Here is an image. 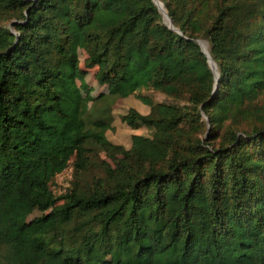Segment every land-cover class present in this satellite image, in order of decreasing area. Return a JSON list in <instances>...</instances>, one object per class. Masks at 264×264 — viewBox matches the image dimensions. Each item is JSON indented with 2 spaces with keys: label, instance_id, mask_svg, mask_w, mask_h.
<instances>
[{
  "label": "trees",
  "instance_id": "1",
  "mask_svg": "<svg viewBox=\"0 0 264 264\" xmlns=\"http://www.w3.org/2000/svg\"><path fill=\"white\" fill-rule=\"evenodd\" d=\"M160 1L180 33L153 0H0V264H264V0ZM94 68L187 104L136 94L121 120L152 134L113 144L82 111Z\"/></svg>",
  "mask_w": 264,
  "mask_h": 264
},
{
  "label": "rangeland",
  "instance_id": "2",
  "mask_svg": "<svg viewBox=\"0 0 264 264\" xmlns=\"http://www.w3.org/2000/svg\"><path fill=\"white\" fill-rule=\"evenodd\" d=\"M158 1L163 5L162 12L165 14V12L167 11L163 2H161L160 0ZM163 19L164 22L168 24L169 20L166 14L163 16ZM4 24L9 25V21H5ZM200 40H204L200 42L201 46L206 52H209L208 41L206 39H200ZM78 55L80 58V66L83 67V58L85 57V53L83 52V50L80 49L78 51ZM95 70H96L95 68L91 69L85 78L77 81L79 91L84 98L82 111L84 114L91 113V115L96 117L109 115L112 119V123H111V127L108 130H106L105 136L111 143L121 145L126 149L131 146L132 134H142L145 136H151L152 134V129L146 126H140L138 128L132 129L121 120L122 115L128 110V108H135L137 111H139L142 114H146L149 112V107L141 103L137 99L136 94L148 95L152 98L154 102H159V103L162 102L167 104H178V105L187 104L183 100L175 99L171 96H168L160 91L151 88H140L138 91L134 93H129L127 90H125L122 91L121 94H115L113 90H110V88L103 85H99L97 83L94 77ZM124 93L125 95L122 96V94ZM91 154L92 156L89 159L88 167L80 172L81 181L85 184L90 183L91 180L96 176L103 177L104 176L103 165H105L104 162L105 161L106 163L110 162L105 152L101 151L97 147H95L91 151ZM71 179H72V165L69 164V166L65 170H63L60 174H57L55 176V178L51 183V189L55 194H60L63 191H65L67 187H69L70 185L69 181ZM39 215H41V212L34 211L28 218L31 219L34 216H39Z\"/></svg>",
  "mask_w": 264,
  "mask_h": 264
},
{
  "label": "water",
  "instance_id": "3",
  "mask_svg": "<svg viewBox=\"0 0 264 264\" xmlns=\"http://www.w3.org/2000/svg\"><path fill=\"white\" fill-rule=\"evenodd\" d=\"M153 1H154V3L157 5L158 9L160 10V8H159V6H158V4H157V0H153ZM160 12L162 13L163 16H164L165 14L167 15V17H168V19H169L168 26H169L170 28L174 29L176 32L180 33V31H179L177 28H173V26H172V24H171V21H170V18H169V16H168L167 12H165V14H164L161 10H160ZM196 41H197V43L200 45L202 53H204L205 57L207 58V62H208V64H209L210 68L212 69V71L214 72L215 80H216V82H217V79H218V71H217V68H216V64H215V62L211 59L209 52H206V51L203 49V47L201 46L200 40H196Z\"/></svg>",
  "mask_w": 264,
  "mask_h": 264
},
{
  "label": "bare ground",
  "instance_id": "4",
  "mask_svg": "<svg viewBox=\"0 0 264 264\" xmlns=\"http://www.w3.org/2000/svg\"><path fill=\"white\" fill-rule=\"evenodd\" d=\"M157 2H158V6H159V8H160V10L161 11H163V5L161 4V3H159V1L157 0ZM165 11V10H164ZM167 16V15H166ZM168 18V17H167ZM169 20V19H168ZM201 42V41H200Z\"/></svg>",
  "mask_w": 264,
  "mask_h": 264
},
{
  "label": "crops",
  "instance_id": "5",
  "mask_svg": "<svg viewBox=\"0 0 264 264\" xmlns=\"http://www.w3.org/2000/svg\"><path fill=\"white\" fill-rule=\"evenodd\" d=\"M144 111H145V110H144ZM144 111H143V112H144Z\"/></svg>",
  "mask_w": 264,
  "mask_h": 264
}]
</instances>
